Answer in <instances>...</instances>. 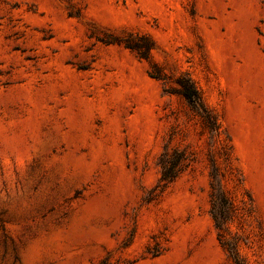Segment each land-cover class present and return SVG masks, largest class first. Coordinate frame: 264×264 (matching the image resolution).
<instances>
[{
	"label": "rangeland",
	"instance_id": "374dc122",
	"mask_svg": "<svg viewBox=\"0 0 264 264\" xmlns=\"http://www.w3.org/2000/svg\"><path fill=\"white\" fill-rule=\"evenodd\" d=\"M211 172L264 264V0H0V264H233Z\"/></svg>",
	"mask_w": 264,
	"mask_h": 264
},
{
	"label": "trees",
	"instance_id": "16d2710c",
	"mask_svg": "<svg viewBox=\"0 0 264 264\" xmlns=\"http://www.w3.org/2000/svg\"><path fill=\"white\" fill-rule=\"evenodd\" d=\"M125 46L136 50L141 57H145L146 55L140 51V48L143 46L147 51L150 47L147 43L145 45H136L130 41H127ZM152 76L159 78V75L156 74H153ZM175 82L177 84L175 92L180 94L186 100L192 111L200 117L203 125L210 130L217 129L219 127L217 118L205 105L199 90L195 87L190 77L181 74L175 78ZM184 162L185 155L182 150L173 148L172 152H169L168 148L164 146L163 151L158 157V165L160 167V188H163L178 176L184 166ZM210 176V213L217 230L218 239L222 247L227 251L233 264H244L238 252L236 241L229 237L227 231V224L231 212V202L217 177V173L211 172Z\"/></svg>",
	"mask_w": 264,
	"mask_h": 264
}]
</instances>
